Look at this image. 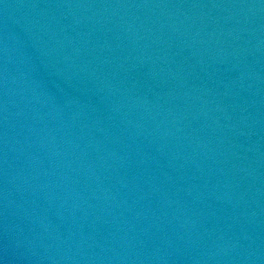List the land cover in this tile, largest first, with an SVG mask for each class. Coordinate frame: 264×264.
Wrapping results in <instances>:
<instances>
[{"label":"water","instance_id":"water-1","mask_svg":"<svg viewBox=\"0 0 264 264\" xmlns=\"http://www.w3.org/2000/svg\"><path fill=\"white\" fill-rule=\"evenodd\" d=\"M0 264H264V0H0Z\"/></svg>","mask_w":264,"mask_h":264}]
</instances>
